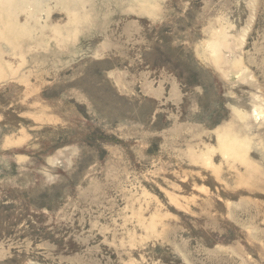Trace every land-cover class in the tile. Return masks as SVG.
Returning <instances> with one entry per match:
<instances>
[{"label":"rangeland","instance_id":"1","mask_svg":"<svg viewBox=\"0 0 264 264\" xmlns=\"http://www.w3.org/2000/svg\"><path fill=\"white\" fill-rule=\"evenodd\" d=\"M0 264H264V0H0Z\"/></svg>","mask_w":264,"mask_h":264},{"label":"bare ground","instance_id":"2","mask_svg":"<svg viewBox=\"0 0 264 264\" xmlns=\"http://www.w3.org/2000/svg\"><path fill=\"white\" fill-rule=\"evenodd\" d=\"M216 49V48H215Z\"/></svg>","mask_w":264,"mask_h":264}]
</instances>
